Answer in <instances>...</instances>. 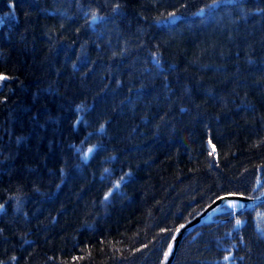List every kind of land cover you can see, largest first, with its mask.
<instances>
[{"label": "trees", "instance_id": "1", "mask_svg": "<svg viewBox=\"0 0 264 264\" xmlns=\"http://www.w3.org/2000/svg\"><path fill=\"white\" fill-rule=\"evenodd\" d=\"M211 3L0 0V264H161L264 190V0ZM262 215L174 264H264Z\"/></svg>", "mask_w": 264, "mask_h": 264}, {"label": "water", "instance_id": "2", "mask_svg": "<svg viewBox=\"0 0 264 264\" xmlns=\"http://www.w3.org/2000/svg\"><path fill=\"white\" fill-rule=\"evenodd\" d=\"M99 21H94L93 24H98ZM229 197V200L233 202H242L244 203V207L242 210L238 211V213H242L246 210H249L247 208L252 207L255 208L256 206H259L264 203V197L260 200L255 199H247L245 197L239 196V195H229L225 196ZM224 198V197H223ZM223 198H220L216 202H214L211 206H209L203 213H201L198 217L194 218L190 222H188L186 225H184L180 231L176 233L174 236L171 246H172V253L167 257V260L164 256L163 261L161 264H174L175 259L177 257V253L179 251L180 245L185 241L186 236H188L193 230L198 228L199 226L210 222V218L216 214V212L223 208L224 206H227L228 201H225ZM169 247L166 252H168Z\"/></svg>", "mask_w": 264, "mask_h": 264}, {"label": "snow or ice", "instance_id": "3", "mask_svg": "<svg viewBox=\"0 0 264 264\" xmlns=\"http://www.w3.org/2000/svg\"><path fill=\"white\" fill-rule=\"evenodd\" d=\"M231 2H233V0H212V3L209 4V5H206V7H207V8H210V9H216V8L220 7V5L223 4V3H231ZM9 7H10V8H14V7H15L14 3H11V4L9 5ZM184 7H186V5H184ZM115 8H116V9L120 8V5H119V4H116V5H115ZM200 11L203 12V11H204V8H201ZM175 15H176L175 13H170L169 16L167 17V19L171 20L172 18L175 17ZM99 19H103V17H100L96 12H93V13H92L91 20L94 22V21H97V20H99ZM5 79H8V77L4 76L3 74H0V80H5ZM209 144H211V141H209ZM93 151H94V149H93L92 147H89V148L87 149V152L85 153V156L87 157L89 154L93 153ZM117 187H119V185H117ZM108 195H110V193H109ZM232 195H235V194H232ZM105 199H107V195L105 196ZM223 199H224L225 201H228L227 207H228L229 209H231V210L233 211V213H234L237 209L243 207L242 205H240V204H238V203H236V202H233V201L229 200V197H224ZM2 210H3V205H0V211H2ZM243 224H244V221H243V220H241V219H239V218H237V219L235 220V225H236L237 228L242 227ZM181 227H183V225H182ZM242 239H243V238L241 237V240H242ZM171 253H172V246L169 245V250H168V252L165 253V258H166V260H167V257H168ZM223 258H224L225 261H231V260L234 259V257H233L231 254H229V255H225ZM13 259H15V258H13ZM241 259H242V258H241Z\"/></svg>", "mask_w": 264, "mask_h": 264}, {"label": "bare ground", "instance_id": "4", "mask_svg": "<svg viewBox=\"0 0 264 264\" xmlns=\"http://www.w3.org/2000/svg\"><path fill=\"white\" fill-rule=\"evenodd\" d=\"M255 192H258V190L256 189L255 190ZM245 198H247V199H255V200H260V199H262L263 197H264V195L263 194H259V193H257L254 197H247V196H244ZM238 204H240V205H242L243 206V208H245L244 207V203H242V202H238ZM264 205V203L263 204H261V205H259V206H256L255 208H252V207H249V208H247V209H249V210H246V211H244V212H242V213H239V214H245V213H248V212H250V211H260V212H262L263 213V217H260V221H262V223L261 224H264V211H262V206ZM229 215V214H228ZM238 217V216H237ZM204 225H207L206 223L205 224H203L202 226H204ZM263 226V225H262ZM255 227L257 228V229H259L260 230V228H259V226L258 225H255ZM196 231H197V228L195 229V230H193V232H191L188 236H186V239L185 240H187L189 237H191L192 235H194L195 233H196ZM182 245V244H181ZM180 245V246H181Z\"/></svg>", "mask_w": 264, "mask_h": 264}, {"label": "rangeland", "instance_id": "5", "mask_svg": "<svg viewBox=\"0 0 264 264\" xmlns=\"http://www.w3.org/2000/svg\"><path fill=\"white\" fill-rule=\"evenodd\" d=\"M209 146H210L211 150H213V148L211 147V145H209ZM85 151L87 152V149H86ZM94 151H95V149H94ZM94 151H93V152H94ZM89 155H90V154H89ZM88 157H89V156H88ZM259 182L262 183V181H259ZM259 182H258L257 185H256L257 188H260V187H261V183H259ZM263 192H264V190L261 191L259 194H262ZM221 198H223V197H221ZM242 208H243V207L237 209L234 213H232V215H233V216H232V219H233V218H236L237 216H241V215H243V214H237V211H238V210H241ZM228 211H229V210H227V212H228ZM225 212H226V211H224L223 213H225ZM180 230H181V228H180L178 231H180ZM178 231H177V232H178ZM177 232H176V233H177ZM176 233L173 235V238H174V236L176 235ZM173 238H172V240H173ZM172 240H171V242H172ZM171 242H170V244H171Z\"/></svg>", "mask_w": 264, "mask_h": 264}]
</instances>
